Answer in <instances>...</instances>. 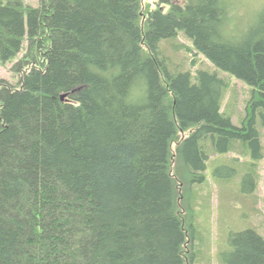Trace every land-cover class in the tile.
Segmentation results:
<instances>
[{"label": "trees", "instance_id": "obj_1", "mask_svg": "<svg viewBox=\"0 0 264 264\" xmlns=\"http://www.w3.org/2000/svg\"><path fill=\"white\" fill-rule=\"evenodd\" d=\"M146 1L0 0V264H199L206 162L262 158L264 12L238 34L229 0ZM178 36L249 88L240 126L227 78L159 50ZM241 236L232 264H264Z\"/></svg>", "mask_w": 264, "mask_h": 264}, {"label": "rangeland", "instance_id": "obj_2", "mask_svg": "<svg viewBox=\"0 0 264 264\" xmlns=\"http://www.w3.org/2000/svg\"><path fill=\"white\" fill-rule=\"evenodd\" d=\"M23 1L28 6H38V0ZM172 1L182 4V0ZM146 3H150L152 9L159 6L157 0H147ZM229 4L233 27L237 28L238 34L246 32L264 12V0H229ZM172 43L161 41L159 45V50L172 65L193 72L203 69L229 80L224 110L228 113L234 111L233 123L240 126V120L246 116L244 109L249 88L217 70L202 55L188 51L191 45L183 36H178ZM15 63L16 60L0 63V81L18 87L19 76L12 72ZM256 124L263 146L261 159L237 152L213 154L206 162V182L196 187L193 201L199 264H232L244 260L247 251L244 245L249 239L242 237L241 233L248 230H254L264 238V128L259 119Z\"/></svg>", "mask_w": 264, "mask_h": 264}, {"label": "water", "instance_id": "obj_3", "mask_svg": "<svg viewBox=\"0 0 264 264\" xmlns=\"http://www.w3.org/2000/svg\"><path fill=\"white\" fill-rule=\"evenodd\" d=\"M64 98H65V96H64V95H62V96L60 97V100L62 101Z\"/></svg>", "mask_w": 264, "mask_h": 264}]
</instances>
